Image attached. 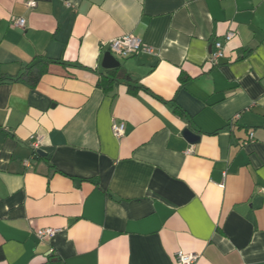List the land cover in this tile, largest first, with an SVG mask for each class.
I'll return each instance as SVG.
<instances>
[{
    "label": "crops",
    "instance_id": "obj_1",
    "mask_svg": "<svg viewBox=\"0 0 264 264\" xmlns=\"http://www.w3.org/2000/svg\"><path fill=\"white\" fill-rule=\"evenodd\" d=\"M125 35L153 53L105 90ZM34 62L0 83V264H264V0H0V76Z\"/></svg>",
    "mask_w": 264,
    "mask_h": 264
},
{
    "label": "built area",
    "instance_id": "obj_2",
    "mask_svg": "<svg viewBox=\"0 0 264 264\" xmlns=\"http://www.w3.org/2000/svg\"><path fill=\"white\" fill-rule=\"evenodd\" d=\"M13 26L17 28H24L26 26V20L24 18H18L17 20L13 21ZM235 36L234 32H229L225 36V41L228 43L231 41ZM109 52L112 55L121 57V58H128L134 56L139 53H153V49L145 46L143 42L135 36L132 35H125L116 39H113L108 42ZM225 58L224 52V44L220 41L215 42V49L212 51L210 61L217 65L219 64L220 60ZM113 133L116 137L121 138L125 135L126 132V125L124 122L121 123H114L112 126ZM35 142H33L32 147L35 153V156L38 154L39 145L42 142L40 137H34ZM55 233L54 230H39L37 235L40 238H45L51 236ZM198 255L192 253H185L179 251L176 254V263L175 264H197Z\"/></svg>",
    "mask_w": 264,
    "mask_h": 264
},
{
    "label": "trees",
    "instance_id": "obj_3",
    "mask_svg": "<svg viewBox=\"0 0 264 264\" xmlns=\"http://www.w3.org/2000/svg\"><path fill=\"white\" fill-rule=\"evenodd\" d=\"M118 71L119 68L109 69L108 73L110 76L103 77V79H101V81L98 83V86L105 90L112 88L113 85L119 80L116 75ZM45 72L46 70L40 66V62H34L33 64L26 66L25 69L17 76H0V83H14L23 81L27 82L30 86L35 87ZM126 78L129 79L128 76H126ZM2 259L3 254L0 249V261Z\"/></svg>",
    "mask_w": 264,
    "mask_h": 264
},
{
    "label": "water",
    "instance_id": "obj_4",
    "mask_svg": "<svg viewBox=\"0 0 264 264\" xmlns=\"http://www.w3.org/2000/svg\"><path fill=\"white\" fill-rule=\"evenodd\" d=\"M103 67L105 69H115V68L119 67V63H118L117 59L110 52H108L105 55ZM183 134L192 143H196L199 141V136H197L196 134H194L192 131H190L188 129H186ZM38 154H40L41 156L44 155V153L41 150L38 151Z\"/></svg>",
    "mask_w": 264,
    "mask_h": 264
}]
</instances>
